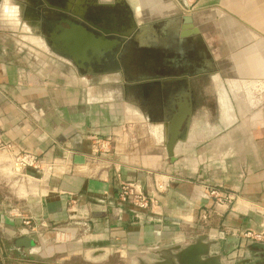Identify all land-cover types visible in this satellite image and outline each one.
Masks as SVG:
<instances>
[{
    "label": "crops",
    "instance_id": "crops-1",
    "mask_svg": "<svg viewBox=\"0 0 264 264\" xmlns=\"http://www.w3.org/2000/svg\"><path fill=\"white\" fill-rule=\"evenodd\" d=\"M1 1L0 140L31 152L44 168L15 176L9 154L0 153V264H149L158 252L200 235L215 242L213 252L225 251V263L247 253L243 233L264 227V0H126L139 23L148 24L137 40L142 45L167 12L191 16L189 29L218 86L225 132L209 121L203 131L179 134L174 159L166 152L167 128L146 113L144 79L120 69L94 71L105 55L72 57L52 47L41 31L51 8L35 14L30 2L12 0L20 5L15 13ZM180 16L173 19L178 32ZM218 78L231 81L222 86ZM254 81L256 104L237 120L233 93L249 94ZM93 138L110 140L111 152L93 159ZM120 182L136 183L152 206L139 211L120 202ZM210 188L234 200L213 211ZM209 210L204 225L200 216ZM79 218L89 221V232L70 230ZM25 220L39 234L27 233ZM61 228L74 239L61 243ZM222 232H234L227 236L236 241L222 240ZM23 237L29 248L20 245Z\"/></svg>",
    "mask_w": 264,
    "mask_h": 264
},
{
    "label": "flooded vegetation",
    "instance_id": "flooded-vegetation-1",
    "mask_svg": "<svg viewBox=\"0 0 264 264\" xmlns=\"http://www.w3.org/2000/svg\"><path fill=\"white\" fill-rule=\"evenodd\" d=\"M11 1L3 0L2 5L6 7L7 3L9 7L13 4L15 13L20 12V5ZM30 1V6L36 8L37 13L42 12L37 6L49 7V10L55 12L45 17L50 23L43 24L41 29L47 40L53 34L61 33L57 26L68 28L64 21L59 20L63 13H67L71 24L80 25L87 30L91 29V24L102 30L125 33L131 25V12L122 2L113 3V7L106 8L98 0H39L42 3L40 5L36 0ZM99 9L105 13L107 11V16L89 14L90 11ZM153 29L145 45L138 42L134 35L124 39L125 43L119 51H115L116 55H107L104 60L106 62L101 66L94 64L93 70L120 69L124 73H133L137 81L142 82L144 79L145 85L142 88L145 90V107L149 120L165 126L168 135L170 125L181 120L180 134L184 136L194 127H200L202 119L215 118L219 111L218 86L208 67L207 53L203 51L199 37L191 29L187 30L189 35L185 39L191 43L193 41L192 45L186 44L185 40L180 43L184 29L182 32L174 30L169 44V41L163 42L162 39H168L163 36L158 26L154 25ZM93 33L96 35L100 32L93 29ZM159 40H162L161 43ZM159 127L155 128V132H158Z\"/></svg>",
    "mask_w": 264,
    "mask_h": 264
},
{
    "label": "water",
    "instance_id": "water-1",
    "mask_svg": "<svg viewBox=\"0 0 264 264\" xmlns=\"http://www.w3.org/2000/svg\"><path fill=\"white\" fill-rule=\"evenodd\" d=\"M112 2H122L127 6V10L132 11L130 16L131 25L125 33L102 30L94 27L91 24H89L91 29L87 30L84 27H80V25L76 26L71 24V22L68 21L66 15H61V18L59 19L60 22L61 20L64 21V23L68 25V28L65 29L61 26H57V28L61 30V33L53 34L48 42L52 47H57L55 49H59L61 52L69 54L72 57H80V55H83L84 57V54L87 53L90 54L91 59H97L98 56L104 57V55H114L115 51H119V49L123 47L125 43L124 39H129L133 35L136 40L142 37V33L145 30L144 27L148 24L139 23V15L134 12L131 7L129 8V3L126 0H112ZM113 3H108V7H113ZM180 13L181 12L177 11L167 12L165 18H159L153 23L159 27L160 32L168 39H162L169 41L167 42L168 44L170 43V40H172V36L175 33L174 30L169 29L168 25L171 24V22H175L176 20L173 19L180 16ZM180 17L184 24L183 29L185 31L181 33V37L184 39L189 35L187 30L189 27H191L193 19L191 16ZM151 24L152 23H150L149 26H151ZM93 29L98 30L100 33L95 35L93 33ZM114 35L117 37L111 38V36ZM162 40H159V42L161 43ZM181 124L182 121L177 120L170 125L169 138L166 142V152L170 159H174L173 149L176 142L178 141ZM227 241L233 242L236 240L228 239ZM19 243L25 248L30 247V239L28 237L21 238ZM214 245L215 242L209 240L207 235H200L194 240L193 243L187 246H172L166 250L158 252V259L151 261L149 264H226L224 262V255L226 254L225 251L213 252L212 246ZM252 247L255 249H260L264 252V244L254 243ZM102 252L104 253V251ZM102 252L100 251V253Z\"/></svg>",
    "mask_w": 264,
    "mask_h": 264
},
{
    "label": "built area",
    "instance_id": "built-area-1",
    "mask_svg": "<svg viewBox=\"0 0 264 264\" xmlns=\"http://www.w3.org/2000/svg\"><path fill=\"white\" fill-rule=\"evenodd\" d=\"M92 158H98L102 154H106L111 152L112 146L110 140H102L93 138L92 140ZM0 153H8L10 158V165L12 168V171L15 176H25V170L31 168L34 170H43L44 164L41 160H39L34 154L28 151H15L12 149V146L6 143H3L0 140ZM46 167V166H45ZM50 170V167H48ZM157 191L161 192L163 189V186L156 185ZM207 193L210 197H212L215 200L214 208L217 209V207H221L225 202L231 203L234 198L230 195L224 194L219 189L210 188L208 189ZM118 198L120 202L127 203L130 206H132L135 210L139 211H147L150 206L154 203V199L148 197L145 195L142 190L140 189V186H138L136 183L131 182H120L118 185ZM212 211V212H213ZM210 210L207 212L202 213L200 216V220L202 224L205 225L206 221L209 219L210 214L212 213ZM134 217L139 219V215L134 213ZM24 227L26 228V232L33 233V234H39L37 229L32 226V224L25 220L23 222ZM71 226H74V228L71 227V231L75 232L79 230L80 233L85 234L90 231V223L88 220L85 219H75L70 222ZM69 227V225H67ZM78 227V228H76ZM56 234H61L62 237H65L66 241L74 239L75 235L72 233L69 236L65 234V228L56 230ZM223 237L227 236L228 234L234 235V232H222L220 233ZM243 237L245 239H251L252 243H263L264 244V227L259 231H249L246 233H243Z\"/></svg>",
    "mask_w": 264,
    "mask_h": 264
},
{
    "label": "rangeland",
    "instance_id": "rangeland-1",
    "mask_svg": "<svg viewBox=\"0 0 264 264\" xmlns=\"http://www.w3.org/2000/svg\"><path fill=\"white\" fill-rule=\"evenodd\" d=\"M14 1H17V2H20V1H22V0H14ZM26 1H28V2H30L31 3V1L30 0H26ZM36 1H38L37 2V4H42L41 3V1H39V0H36ZM109 1V0H108ZM2 1L0 0V3H1ZM40 2V3H39ZM6 5L8 6V4L6 3ZM109 5V4H108ZM108 5H106V8H109L108 7ZM6 6V7H7ZM10 6H12L13 7V4H11ZM11 7V8H12ZM38 7V9H40L41 11H44L45 12V8H43V7H40V6H37ZM40 7V8H39ZM10 8V7H9ZM35 9L36 8H34L33 7V13H35L36 14V11H35ZM12 10V9H11ZM15 10V9H14ZM32 10V8L30 7V10L29 11H31ZM104 10H105V8H104ZM111 10V9H110ZM16 11V10H15ZM30 13H32V12H30ZM55 13V12H54ZM94 13H96V14H101V15H105L104 17H106L107 16V14H108V12L106 11V13H105V11H103L102 9H99V10H97V11H90L89 12V14L91 15V16H94L95 14ZM67 13H63V15H66ZM67 16V15H66ZM33 18V17H32ZM35 19V18H34ZM169 26V29H171V30H175V29H177V26H178V20H176L175 22H171V24H169L168 25ZM111 38H114V36H111ZM129 74V73H128ZM218 79H220L218 82V84H220V85H222V86H226V85H229V81H231V80H227V78H218ZM233 81V80H232ZM239 81V80H238ZM234 82V81H233ZM236 84L238 85L239 84V86H241V85H245V84H241V82H236ZM250 84H253L252 86H251V91H250V93L249 94H247L246 92H239V93H233L234 94V97H233V100L231 99H229L231 102V106H232V109H233V113H234V116L235 117H237V120H239V118L238 117H240V120H244V114L247 112V111H249V107H251L253 104H256V101H257V96H258V94L256 93V89H257V87H258V82H256V81H254V82H252V83H249V85ZM244 89H246L245 88V86H244ZM244 89H241L240 91H242V90H244ZM254 90V91H253ZM240 94V95H239ZM229 95V97H230V95L231 94H228ZM248 95V96H247ZM236 96H238L239 98H237ZM221 102H222V105H226L227 106V97H226V95H225V93L223 92L222 93V96H221ZM254 106H256V105H254ZM251 111V110H250ZM253 113V112H252ZM209 121L211 122V123H213L214 121L215 122H217V127H218V129L219 130H221V131H223V133L225 132V129L222 127V115H221V111H218L217 112V114L215 115V118H213V119H210V120H208V118H204V119H202L201 120V123L202 124H200V127H201V129L202 130H200V131H203V129H204V124H208L209 123ZM213 121V122H212ZM238 125V124H237ZM155 127V126H154ZM200 127H197V129H196V127H195V129L196 130H198ZM162 128V127H161ZM234 128V127H233ZM199 131V130H198ZM153 133H154V131H153ZM159 133V132H158ZM155 134V133H154ZM162 134V133H161ZM158 136H161L160 134H158ZM158 136H156V137H158ZM72 228H74V226H71ZM69 228H70V226H69ZM76 228H78V227H76ZM80 231H78L77 233H79ZM218 240L217 238H215L214 237V240ZM223 239H225V240H227V239H229L228 238V236H225L224 238L222 237V240ZM66 239H65V237H62V239H61V243H64V241H65ZM234 240V239H233ZM235 240H236V238H235ZM246 240H248V242H249V244L250 245H253V243H252V240L249 238V239H246ZM237 242H239V240L237 241ZM240 243V242H239ZM258 244H263V243H258ZM250 245H246L247 246V248H248V251H247V253H245V254H241V255H237L236 257H231L230 258V260H228L229 259V257L227 258L226 257V264H264V252L262 251V250H260V249H256L255 250V248H253L252 246H250ZM237 248H238V246H236ZM253 249V250H252ZM117 262V261H116Z\"/></svg>",
    "mask_w": 264,
    "mask_h": 264
},
{
    "label": "bare ground",
    "instance_id": "bare-ground-1",
    "mask_svg": "<svg viewBox=\"0 0 264 264\" xmlns=\"http://www.w3.org/2000/svg\"><path fill=\"white\" fill-rule=\"evenodd\" d=\"M12 2V1H11Z\"/></svg>",
    "mask_w": 264,
    "mask_h": 264
}]
</instances>
